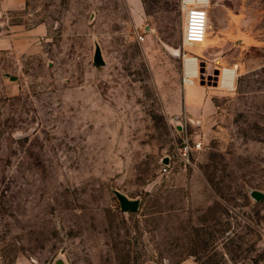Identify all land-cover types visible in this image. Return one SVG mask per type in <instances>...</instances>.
<instances>
[{
	"label": "rangeland",
	"instance_id": "rangeland-1",
	"mask_svg": "<svg viewBox=\"0 0 264 264\" xmlns=\"http://www.w3.org/2000/svg\"><path fill=\"white\" fill-rule=\"evenodd\" d=\"M143 1L161 32L147 47L125 0H28L3 17L0 264H264V198L251 195L264 193V0H216L191 47L181 0ZM184 52L206 78L239 67L234 90L206 79L210 107L178 115L202 142L188 166L169 111L186 93Z\"/></svg>",
	"mask_w": 264,
	"mask_h": 264
},
{
	"label": "built area",
	"instance_id": "built-area-1",
	"mask_svg": "<svg viewBox=\"0 0 264 264\" xmlns=\"http://www.w3.org/2000/svg\"><path fill=\"white\" fill-rule=\"evenodd\" d=\"M210 0H181V8L184 10L185 23L183 30V43L187 44H199L206 40L207 30L210 26L209 18V6ZM138 40L142 41L144 36L137 33ZM186 52L183 53L184 59V74L183 84L192 85L195 80L200 79L201 74V60L199 56H186ZM188 55V54H187ZM189 62H193V65L187 66ZM239 77L238 65L232 64L229 66L221 67L218 75V86L225 91H232L237 84V78ZM179 136H176L175 146L177 149L178 160L184 166H188L192 163L191 149L195 146L197 149L202 148V142L199 139L193 140L189 131L190 119L180 118L177 121ZM192 141V144L190 143ZM168 162L164 164L163 172H168L171 159L169 157Z\"/></svg>",
	"mask_w": 264,
	"mask_h": 264
},
{
	"label": "crops",
	"instance_id": "crops-1",
	"mask_svg": "<svg viewBox=\"0 0 264 264\" xmlns=\"http://www.w3.org/2000/svg\"><path fill=\"white\" fill-rule=\"evenodd\" d=\"M28 0H0V35L4 32V18L5 15L9 14V12L14 10H21L26 7ZM126 5L130 11L131 21L137 28V33L144 36L142 42H145L146 47L152 43L155 44V38H157V34L161 33L156 25L146 24L145 17L147 16L146 7L143 0H125ZM222 4L220 1L210 0L208 11H209V18L210 24L213 22V19L216 17L219 18V13L222 9ZM182 9V8H181ZM183 11V30H184V23H185V12ZM209 24V25H210ZM218 27V26H217ZM210 33H218L216 35L217 38H220L222 35L219 34V31L215 28V26L210 27ZM142 29L144 31H142ZM220 29V28H219ZM221 30V29H220ZM44 31V27L42 25H38L31 29L28 33L31 35H36L42 33ZM160 37V36H159ZM11 36L9 35H2L0 36V49L7 48V46L11 45ZM194 45V44H193ZM192 45H189L191 47ZM178 50L176 53L177 55L181 54L179 48H175ZM188 55H195L193 53L186 52ZM175 54V55H176ZM209 54L212 56H217L215 51L210 52ZM201 60V59H200ZM229 66V65H226ZM184 74V70H183ZM183 78V76H182ZM209 86V83L207 84ZM186 88L185 96L182 98V103L180 104V100H177L174 105L169 107V111L175 113V119H180L182 116H178L185 113L186 118H191V116H197L198 114H202L206 111L208 107L212 104L211 97L207 95L206 86L201 84L200 79L195 80L194 84L192 85H184ZM193 105L196 106L197 112L193 109ZM14 264H30V262L24 260H17Z\"/></svg>",
	"mask_w": 264,
	"mask_h": 264
},
{
	"label": "water",
	"instance_id": "water-1",
	"mask_svg": "<svg viewBox=\"0 0 264 264\" xmlns=\"http://www.w3.org/2000/svg\"><path fill=\"white\" fill-rule=\"evenodd\" d=\"M94 62L99 65H104L106 63V60L104 59L102 49L100 46L97 44L96 49H95V54H94ZM201 74H200V81L202 84L205 83L206 79L210 80V83H213V85H218V75H219V70L217 69L214 73V77L211 78V76H208L206 78V64L205 62H201ZM178 121V119H176ZM165 163L168 162V158L166 157L164 160ZM257 200L263 199L264 198V193L260 191H253L251 193ZM121 200L122 207L127 210H133L137 207V200L134 199H129L125 197L124 195L120 194L118 196ZM55 264H65L63 260H58Z\"/></svg>",
	"mask_w": 264,
	"mask_h": 264
},
{
	"label": "bare ground",
	"instance_id": "bare-ground-1",
	"mask_svg": "<svg viewBox=\"0 0 264 264\" xmlns=\"http://www.w3.org/2000/svg\"><path fill=\"white\" fill-rule=\"evenodd\" d=\"M187 45L189 46V45H193V44H187ZM173 52H178V50H177V49H173ZM175 54H176V53H175ZM181 54H182V53H181ZM176 55H177V54H176ZM185 55H186V56H190V57H191V56H194V55H187V53H185ZM193 64H194L193 62H192V63L189 62L187 66H190V65H193Z\"/></svg>",
	"mask_w": 264,
	"mask_h": 264
},
{
	"label": "trees",
	"instance_id": "trees-1",
	"mask_svg": "<svg viewBox=\"0 0 264 264\" xmlns=\"http://www.w3.org/2000/svg\"><path fill=\"white\" fill-rule=\"evenodd\" d=\"M190 255H193V256H197V252H196V250L194 249V250H192L191 252H190ZM196 259H197V261H198V258L196 257Z\"/></svg>",
	"mask_w": 264,
	"mask_h": 264
},
{
	"label": "flooded vegetation",
	"instance_id": "flooded-vegetation-1",
	"mask_svg": "<svg viewBox=\"0 0 264 264\" xmlns=\"http://www.w3.org/2000/svg\"><path fill=\"white\" fill-rule=\"evenodd\" d=\"M210 81V80H209Z\"/></svg>",
	"mask_w": 264,
	"mask_h": 264
}]
</instances>
